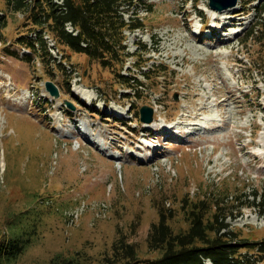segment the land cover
I'll return each mask as SVG.
<instances>
[{
    "label": "rangeland",
    "instance_id": "374dc122",
    "mask_svg": "<svg viewBox=\"0 0 264 264\" xmlns=\"http://www.w3.org/2000/svg\"><path fill=\"white\" fill-rule=\"evenodd\" d=\"M259 1L238 0L227 18L210 0L139 1L146 30L126 34L136 67L121 71L144 84L133 99L117 74L84 55L64 49V75L15 46L29 34L27 21L0 0V239H30L11 264H49L61 253L102 264L119 237L154 259L146 237L157 209L171 210V226L185 228L184 209L204 198L232 206L226 222L239 239L264 242V215L236 208L258 203L253 191L264 194V46L243 41ZM144 62L160 65L164 78L143 80ZM143 106L154 122L140 121ZM83 200L108 209L69 225V210Z\"/></svg>",
    "mask_w": 264,
    "mask_h": 264
},
{
    "label": "trees",
    "instance_id": "16d2710c",
    "mask_svg": "<svg viewBox=\"0 0 264 264\" xmlns=\"http://www.w3.org/2000/svg\"><path fill=\"white\" fill-rule=\"evenodd\" d=\"M6 10L11 14H22L26 18L25 26L29 34L21 35L12 42L15 46L24 48L28 53L40 60L42 64L53 65L62 74H66L63 60H56L50 55L48 46L43 40L45 32L51 34L57 44L70 53L84 55L90 63H97L103 70L117 74L118 85L127 89L128 96L135 99L137 93L144 88L138 76L121 73L130 60L136 56L129 52L126 41L128 35L137 30H146L142 18L137 14L141 0H3ZM259 0H249V4ZM257 13V20L243 41L254 40L264 46V0L251 6ZM6 27L4 14L0 17V41L5 42L1 31ZM71 28V31L68 30ZM12 44H10L11 46ZM140 45L139 47H141ZM7 47V46H6ZM15 58L18 53L5 48ZM145 53V52H144ZM143 53V54H144ZM133 65H132V64ZM136 67V61L129 63ZM142 79L150 81L164 78L165 71L160 65L147 62L139 65ZM47 70V68H45ZM130 74V73H129ZM134 95V96H132ZM138 117L139 110H138ZM253 205L240 203L236 208L257 207L264 215V194L253 191ZM246 194L235 197L231 201L240 202L247 199ZM228 200V196H225ZM158 208V207H157ZM211 199L198 200L189 203L184 209L185 228L176 229L170 221L175 214L171 210L158 208V220L150 225L146 237L150 252H157L154 259L138 257L137 243H132L125 237L116 239L109 255L104 256L102 264H258L264 263V242H247L238 238L231 229L227 217H233V211ZM29 238L20 236L12 239H0V264H11L27 248ZM245 250V254L241 250ZM256 251L254 259L250 252ZM85 258L78 255L65 257L63 253L56 254L49 264H85Z\"/></svg>",
    "mask_w": 264,
    "mask_h": 264
},
{
    "label": "built area",
    "instance_id": "2783aa9c",
    "mask_svg": "<svg viewBox=\"0 0 264 264\" xmlns=\"http://www.w3.org/2000/svg\"><path fill=\"white\" fill-rule=\"evenodd\" d=\"M68 30L70 31L71 28L68 27ZM44 39L46 40L47 45L49 46L50 52L53 54V57L56 58L58 61L61 60V54L58 52L57 47L55 46V42L52 39L51 35L49 36L48 34L44 35ZM57 49V53L56 52ZM55 53V54H54ZM108 207L105 203L101 202H87L85 200L80 201L79 204L69 210L68 213V218H69V225H76L81 218L83 217V214L86 211L91 210V212L96 216L99 217L101 216L100 213L102 212L101 210H104V213L107 211Z\"/></svg>",
    "mask_w": 264,
    "mask_h": 264
},
{
    "label": "water",
    "instance_id": "95a60500",
    "mask_svg": "<svg viewBox=\"0 0 264 264\" xmlns=\"http://www.w3.org/2000/svg\"><path fill=\"white\" fill-rule=\"evenodd\" d=\"M238 0H210L209 6L212 10L220 12L226 9H234L237 5ZM45 88L51 96L58 98L60 95L59 88L52 82H46ZM140 121L144 124H149L153 120L152 110L150 108L143 106L139 110Z\"/></svg>",
    "mask_w": 264,
    "mask_h": 264
},
{
    "label": "bare ground",
    "instance_id": "6f19581e",
    "mask_svg": "<svg viewBox=\"0 0 264 264\" xmlns=\"http://www.w3.org/2000/svg\"><path fill=\"white\" fill-rule=\"evenodd\" d=\"M223 12V14L221 15V18H227V15L228 14H231L232 13V10H225V11H222ZM221 12V13H222ZM228 17H230V16H228ZM154 112H157V110H155ZM188 117L189 118H192V116H189L188 115ZM189 120V119H188ZM155 121V119H153V122ZM189 125H192V127H194V125L192 124V123H189ZM187 127H190V126H187ZM166 130H169V127L166 129ZM166 130H165V132H166ZM170 131V130H169ZM96 138V137H95ZM95 138L92 140V141H90V142H94V140H95ZM150 147H146V149L148 150ZM145 148H144V150H146ZM115 157V156H114ZM121 159V158H120Z\"/></svg>",
    "mask_w": 264,
    "mask_h": 264
}]
</instances>
